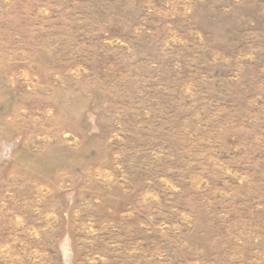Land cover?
I'll use <instances>...</instances> for the list:
<instances>
[{"label":"rangeland","instance_id":"374dc122","mask_svg":"<svg viewBox=\"0 0 264 264\" xmlns=\"http://www.w3.org/2000/svg\"><path fill=\"white\" fill-rule=\"evenodd\" d=\"M0 264H264V0H0Z\"/></svg>","mask_w":264,"mask_h":264},{"label":"bare ground","instance_id":"6f19581e","mask_svg":"<svg viewBox=\"0 0 264 264\" xmlns=\"http://www.w3.org/2000/svg\"><path fill=\"white\" fill-rule=\"evenodd\" d=\"M67 253V259L69 258V253L68 252H66Z\"/></svg>","mask_w":264,"mask_h":264}]
</instances>
